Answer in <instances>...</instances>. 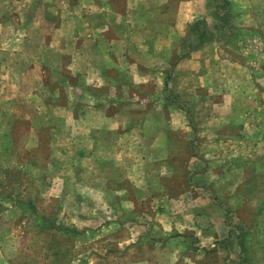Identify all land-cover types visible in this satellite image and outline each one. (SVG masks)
<instances>
[{
    "label": "rangeland",
    "instance_id": "obj_1",
    "mask_svg": "<svg viewBox=\"0 0 264 264\" xmlns=\"http://www.w3.org/2000/svg\"><path fill=\"white\" fill-rule=\"evenodd\" d=\"M229 2L0 0V264H264V0Z\"/></svg>",
    "mask_w": 264,
    "mask_h": 264
},
{
    "label": "trees",
    "instance_id": "obj_2",
    "mask_svg": "<svg viewBox=\"0 0 264 264\" xmlns=\"http://www.w3.org/2000/svg\"><path fill=\"white\" fill-rule=\"evenodd\" d=\"M230 5L229 0H223V3H219L218 7L223 8V9H227ZM229 12L227 13H220V12H216V20H217V24L215 26V28H217L218 30L221 31H226V29L228 28V24H229ZM190 33H195L198 36V40L200 43H206L209 41H212L213 39L216 38V33H214L208 25L207 20L205 19H198L196 21H194L191 24V28L189 30Z\"/></svg>",
    "mask_w": 264,
    "mask_h": 264
}]
</instances>
